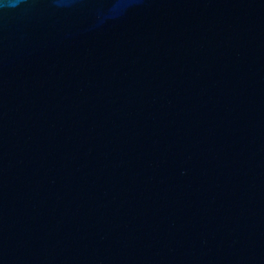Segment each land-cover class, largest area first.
<instances>
[{
  "label": "water",
  "instance_id": "obj_1",
  "mask_svg": "<svg viewBox=\"0 0 264 264\" xmlns=\"http://www.w3.org/2000/svg\"><path fill=\"white\" fill-rule=\"evenodd\" d=\"M0 264H264V0L0 12Z\"/></svg>",
  "mask_w": 264,
  "mask_h": 264
},
{
  "label": "clouds",
  "instance_id": "obj_2",
  "mask_svg": "<svg viewBox=\"0 0 264 264\" xmlns=\"http://www.w3.org/2000/svg\"><path fill=\"white\" fill-rule=\"evenodd\" d=\"M27 3V0H0V12L15 11Z\"/></svg>",
  "mask_w": 264,
  "mask_h": 264
}]
</instances>
